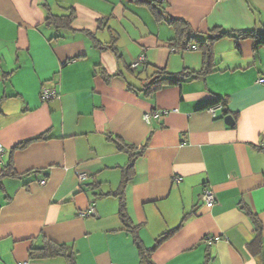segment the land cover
Instances as JSON below:
<instances>
[{
	"label": "crops",
	"instance_id": "crops-1",
	"mask_svg": "<svg viewBox=\"0 0 264 264\" xmlns=\"http://www.w3.org/2000/svg\"><path fill=\"white\" fill-rule=\"evenodd\" d=\"M157 2L161 14L145 0H0V171L11 162L16 173L1 178L0 264H65L29 258L45 239L69 245L77 264H141L114 194L129 154L108 136L143 147L123 189L142 244L179 226L152 251L154 264H264V46L221 37L204 79L141 91L158 68L202 67L199 50L169 45L168 19L200 36L216 26L262 31L264 0ZM70 11L68 29L45 21ZM43 88L57 97L42 100ZM216 96L225 105L206 106ZM152 109L166 112L148 123ZM205 188L214 201L201 199ZM91 203L96 214L80 216Z\"/></svg>",
	"mask_w": 264,
	"mask_h": 264
},
{
	"label": "trees",
	"instance_id": "trees-1",
	"mask_svg": "<svg viewBox=\"0 0 264 264\" xmlns=\"http://www.w3.org/2000/svg\"><path fill=\"white\" fill-rule=\"evenodd\" d=\"M149 4L152 5L153 10L161 14L158 11L157 6L159 2H154V0H145ZM249 2V0H248ZM74 18V12L70 11L66 14L61 15H54L50 14L46 18V22L48 24L53 25L57 29H68L71 26V22ZM168 22L173 26L175 30V36L169 40V45L175 50H184V49H197L200 51L202 55V67L199 70H191L184 68L179 72L176 73H169L163 68H158L152 74L146 76L144 80H141V91L144 95H151L157 89L164 87L165 85H172V84H179L183 81H192L195 79L202 78L204 79L205 76L212 71V67L214 65V57H213V44L214 42L224 36L232 37L235 40L241 38H249L253 42L254 50H257L259 47L264 46V30L257 31L255 29H239V30H230V29H223L221 27H214L205 33L203 36L198 35L190 25L182 20L177 18H170ZM111 46V45H110ZM112 51L116 53L115 49L112 48ZM143 64V63H142ZM141 63L139 65H142ZM138 65V66H139ZM137 67V66H135ZM128 69H132V66H127ZM98 73L107 80L110 75L100 67L98 69ZM129 86V84H128ZM222 103V106L225 105L224 99L222 97L216 96L210 102L206 104L214 105L217 103ZM228 113V109H224V114ZM235 116V114H234ZM43 135L37 136L32 139L24 140L18 142L13 149H18L24 147L27 143L33 140H37L43 138ZM111 139L116 147L120 150H125L129 154V160L127 164L123 167V174L121 185L119 189L114 192L118 196L119 205H118V216L127 231H129L132 236L134 243L139 251L140 256V263L141 264H154L151 259L152 251L161 244L164 240L170 237L179 226H176L172 229L164 231L160 233L154 240V244L151 247H145L141 240L137 235V227L132 223L130 220L127 210H126V203L123 196V189L126 183L131 179L133 175V167L134 161L138 155L141 154L143 147L137 150L136 146L132 144H128L124 142L120 137L108 136ZM16 173L12 166L11 162H8L0 171V188H1V178L4 176H14ZM248 214L254 224V231H255V239L253 240L252 244H261V225L260 221L258 220L257 216L252 214L248 211ZM28 256L31 260H44L50 259L54 257L61 256L65 260V264H77L75 253L72 248L65 244V243H58L49 239H45L43 244L37 247H31L28 251Z\"/></svg>",
	"mask_w": 264,
	"mask_h": 264
},
{
	"label": "built area",
	"instance_id": "built-area-1",
	"mask_svg": "<svg viewBox=\"0 0 264 264\" xmlns=\"http://www.w3.org/2000/svg\"><path fill=\"white\" fill-rule=\"evenodd\" d=\"M154 1H161V0H154ZM141 59H143V55L140 56L138 61L133 62L131 66L132 67L138 66L140 64L139 61ZM40 97L42 100H47V99L52 98V97H57V93L54 89L43 88L41 90ZM208 110L214 114V107L211 106L208 108ZM165 112L166 111H164V110L152 109L148 112H144L143 119L149 123L152 118L160 119L161 116H163V114ZM2 149H3V146L0 144V151H2ZM87 177L88 176H87V173L85 171H81V170L77 171V178L80 182L84 181ZM179 179L180 178H177V180H179ZM42 182H43V180H42ZM201 199L204 202L214 201V195H213L212 190L209 188H205L202 195H201ZM95 214H96V211H95L94 205L92 203L88 206L87 209L79 211L80 216H88V215H95ZM17 264H28V262L27 261H19V262H17Z\"/></svg>",
	"mask_w": 264,
	"mask_h": 264
},
{
	"label": "water",
	"instance_id": "water-1",
	"mask_svg": "<svg viewBox=\"0 0 264 264\" xmlns=\"http://www.w3.org/2000/svg\"><path fill=\"white\" fill-rule=\"evenodd\" d=\"M223 119H224V122L228 125H231L233 123V118L230 114L224 115Z\"/></svg>",
	"mask_w": 264,
	"mask_h": 264
}]
</instances>
